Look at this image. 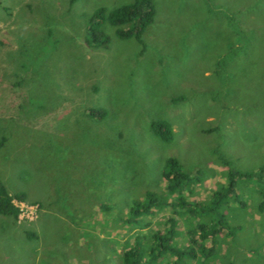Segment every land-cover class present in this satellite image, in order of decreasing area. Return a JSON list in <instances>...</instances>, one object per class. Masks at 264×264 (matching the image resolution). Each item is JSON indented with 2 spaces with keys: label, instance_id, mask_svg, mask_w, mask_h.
I'll list each match as a JSON object with an SVG mask.
<instances>
[{
  "label": "rangeland",
  "instance_id": "rangeland-1",
  "mask_svg": "<svg viewBox=\"0 0 264 264\" xmlns=\"http://www.w3.org/2000/svg\"><path fill=\"white\" fill-rule=\"evenodd\" d=\"M151 1L139 41L104 21L100 45L92 13L132 0H0V183L23 197L0 216V264H122L135 243L142 260L167 217L190 247L174 205L122 220L147 193L176 202L167 159L202 206L234 173L237 202L219 206L233 238L184 264H264V0Z\"/></svg>",
  "mask_w": 264,
  "mask_h": 264
},
{
  "label": "trees",
  "instance_id": "trees-1",
  "mask_svg": "<svg viewBox=\"0 0 264 264\" xmlns=\"http://www.w3.org/2000/svg\"><path fill=\"white\" fill-rule=\"evenodd\" d=\"M75 1L69 0V3L72 4ZM153 15L154 11L151 0H132L131 3L121 5L108 12L102 8H98L92 13V18L89 19L87 27L88 39L91 42L98 41L100 45L105 43L106 37L98 30L99 24L105 21L114 27V34L118 38L128 39L133 37L139 41L141 33L151 23ZM92 114L96 117L102 115L101 112H92ZM149 128L161 141L167 142L169 140L171 130L166 122L152 121L149 123ZM233 175L234 173L227 171L225 186L223 185L220 191L211 194L209 206H202L181 194L184 190L190 193L191 185L186 187L187 183H189L188 178L179 171L173 159H167L162 173L164 193L166 196L177 194L176 202L169 203L167 200L162 202L157 199L155 194L147 193L141 203H132L126 217L122 220L126 223L132 222L135 224L138 222L137 217L150 216L154 210L166 209L174 205L181 210V212L176 211L174 214L181 215L184 222L188 221L190 223L188 225L193 226V231L190 234L191 245L190 247L180 249L175 247L173 237L176 235L174 228L176 219L167 217L165 218L162 230L155 232L151 236V244L148 245L146 250H143L146 254L145 259L141 260L140 253L142 250L140 245L135 243L134 246L122 254V264H184L186 259L193 260L195 258V250L198 251V255L202 256V258L213 255L215 250L214 238L222 232L227 234V236L229 235L228 237L233 238L232 233L236 230H230L219 208L220 204L228 197L232 203L235 204L237 202L235 183L232 179ZM237 175L247 177L249 174ZM261 180L262 177L259 175L257 181ZM261 184L263 182H260V187L262 186ZM259 192L263 198V201L259 204V208H262L264 206V191L261 192L260 189ZM12 200L19 202L23 200V197L20 194L9 195L0 183V216L16 218L17 210L12 204ZM199 219H203L204 221ZM170 257L174 258L175 262L170 261Z\"/></svg>",
  "mask_w": 264,
  "mask_h": 264
},
{
  "label": "built area",
  "instance_id": "built-area-1",
  "mask_svg": "<svg viewBox=\"0 0 264 264\" xmlns=\"http://www.w3.org/2000/svg\"><path fill=\"white\" fill-rule=\"evenodd\" d=\"M14 205V204H13ZM15 207L17 208V206L15 205ZM18 210V209H17ZM19 211L23 212L20 208H19Z\"/></svg>",
  "mask_w": 264,
  "mask_h": 264
},
{
  "label": "clouds",
  "instance_id": "clouds-1",
  "mask_svg": "<svg viewBox=\"0 0 264 264\" xmlns=\"http://www.w3.org/2000/svg\"><path fill=\"white\" fill-rule=\"evenodd\" d=\"M18 202V201H17ZM19 202H21V201H19ZM13 204V203H12ZM16 208V207H15ZM16 210H17V208H16ZM17 216V215H16Z\"/></svg>",
  "mask_w": 264,
  "mask_h": 264
}]
</instances>
